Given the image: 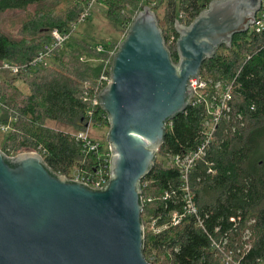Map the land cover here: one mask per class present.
Instances as JSON below:
<instances>
[{"label": "trees", "instance_id": "trees-1", "mask_svg": "<svg viewBox=\"0 0 264 264\" xmlns=\"http://www.w3.org/2000/svg\"><path fill=\"white\" fill-rule=\"evenodd\" d=\"M156 1V16L166 41L170 35L177 37L178 10L183 11L179 21L187 25L205 5L202 0ZM88 2L0 0V14L33 8L19 37L0 31V64L8 61L21 69L0 80V125H9L6 131L0 130V149L8 156L38 152L53 171L66 176L77 168L91 173L96 168V153L85 152L84 141L77 135L87 132L92 123L108 126L106 113L94 102L104 86L100 80L104 60L111 57L108 42L75 38L74 48L63 52L56 48L46 64H29L52 42V30L74 34L72 24L78 23ZM94 2L105 6L109 23L121 26L125 34L143 7L142 0ZM167 47L176 61L175 41ZM88 55L99 62H89ZM200 75L235 80L230 117L217 124L204 159L196 162L189 175L202 227L193 215H187L159 234L145 229L144 257L151 264H224V252L231 251L233 263L229 264H264V30L234 34L229 47L222 45L203 61ZM16 80L25 83L29 92ZM203 115L202 106L190 105L167 124L155 164L141 180L142 197L152 198L142 208L144 224L150 215L168 219L173 211L182 210L180 174L167 159L199 144ZM165 192L169 196L163 199ZM212 240L222 252L213 249Z\"/></svg>", "mask_w": 264, "mask_h": 264}, {"label": "water", "instance_id": "water-1", "mask_svg": "<svg viewBox=\"0 0 264 264\" xmlns=\"http://www.w3.org/2000/svg\"><path fill=\"white\" fill-rule=\"evenodd\" d=\"M261 1L210 0L189 24L175 19L176 61L155 12L138 11L97 95L110 152L102 187L53 171L38 152L8 156L0 149V264H151L144 257L141 180L167 124L190 106L189 80L249 29Z\"/></svg>", "mask_w": 264, "mask_h": 264}, {"label": "built area", "instance_id": "built-area-1", "mask_svg": "<svg viewBox=\"0 0 264 264\" xmlns=\"http://www.w3.org/2000/svg\"><path fill=\"white\" fill-rule=\"evenodd\" d=\"M143 6H148L156 14V0H142ZM94 0H89L87 8L81 13L79 21L84 20L88 13V9ZM205 4V9L210 2V0H202ZM183 11L178 10L176 13V19L179 20L182 17ZM77 23L72 24L75 28ZM249 29L255 31L264 30V0L261 1V8L256 12L255 22L249 26ZM51 36L53 38L50 44L45 45L44 49L40 51L35 58H33L29 64L30 67H35L37 65L46 64L47 59L52 55L53 50L56 48H61V46L66 42L69 34H63L58 30L54 29L51 31ZM176 36L170 35V37L165 40L166 45L172 44L176 41ZM97 49L102 51L103 48L98 46ZM110 64H104V70L100 76V80L104 82V85L108 82ZM0 70H6L10 74H17L21 69L19 66L14 65L8 61H3L0 64ZM107 71V72H106ZM198 79V82H197ZM196 78H191L189 80V85L193 88V96L190 100V105L202 106L204 109V115L202 120V138L199 144L192 150L183 154H174L168 156V162L175 166L180 174L181 178V188H182V210L173 211L168 219L161 216H148L146 220L150 224L149 231L153 234H159L167 229L171 225H176L179 221L187 216L193 215L197 219L198 226L202 227V221L194 201V194L190 187L189 175L190 171L195 166L198 160L204 159L209 145L211 144L215 129L217 124L223 120L228 119L231 113V99H232V89L234 84V79L232 80H212L211 78H206L200 75ZM94 102H98L97 99ZM106 117V114H105ZM107 119V117H106ZM9 125H0L1 131H6ZM87 132L80 133L77 138H81L84 142L85 152H95L96 153V168L94 173L88 172L77 168L70 176V178L84 182L93 188L102 187L109 178V159L110 152L108 147H101L99 141L92 140L88 138ZM169 194L165 192L163 194V199L167 198ZM151 197H142L143 205L146 201H151ZM144 225V230H145ZM212 247L218 252H222L220 244L212 240ZM150 260L154 259V254L150 255ZM233 260L232 252H224L222 261L224 264H229ZM148 261V260H147ZM149 262V261H148ZM233 263V261H232Z\"/></svg>", "mask_w": 264, "mask_h": 264}, {"label": "rangeland", "instance_id": "rangeland-1", "mask_svg": "<svg viewBox=\"0 0 264 264\" xmlns=\"http://www.w3.org/2000/svg\"><path fill=\"white\" fill-rule=\"evenodd\" d=\"M71 0H68L70 3ZM65 3L62 4V6ZM33 8L30 7L26 10H7L0 14V31L6 35L17 38L23 22L33 13ZM105 6L93 2L88 9V13L84 20L79 21L76 24L74 34L68 37L66 42L61 46V52L74 48L76 46L75 38H82L87 41L96 42L105 40L108 42L107 50L109 54L113 55L116 50L117 44L124 38L125 31L122 27L113 26L109 23L105 17ZM74 35V36H73ZM111 57H107L104 62L107 66L111 64ZM86 59L91 63H97L99 60L91 56H87ZM10 76V73L6 70H0V80L6 79ZM18 86L24 91L29 92L28 86L22 81H15ZM51 126L63 127L62 125L55 122H47ZM108 126L105 124H89L87 128V134L93 140L99 141L104 145H107L106 133ZM20 153V152H19ZM145 228L149 231L150 224L148 221L145 222ZM151 255V254H150ZM148 253V257L150 258Z\"/></svg>", "mask_w": 264, "mask_h": 264}]
</instances>
